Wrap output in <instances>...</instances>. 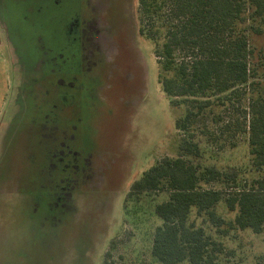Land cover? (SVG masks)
Returning <instances> with one entry per match:
<instances>
[{
    "label": "rangeland",
    "instance_id": "rangeland-1",
    "mask_svg": "<svg viewBox=\"0 0 264 264\" xmlns=\"http://www.w3.org/2000/svg\"><path fill=\"white\" fill-rule=\"evenodd\" d=\"M137 5L0 0V264H162L152 255L155 206L169 193L126 196L183 142L196 145L185 157L199 173L236 172L237 189L261 176L249 120L252 103H264V33L253 39V84L215 96L212 114L177 131L185 106L162 90ZM216 212L221 226L196 208L188 219L221 243L215 263L264 264V235L229 226L236 212L224 200Z\"/></svg>",
    "mask_w": 264,
    "mask_h": 264
},
{
    "label": "trees",
    "instance_id": "trees-1",
    "mask_svg": "<svg viewBox=\"0 0 264 264\" xmlns=\"http://www.w3.org/2000/svg\"><path fill=\"white\" fill-rule=\"evenodd\" d=\"M137 17L139 33L153 43L163 92L176 106H185L177 131L188 129L199 115L212 114L215 96L253 84V39L264 33V0H138ZM251 108L249 154L261 176L242 189L236 172L207 167L199 173L185 157L196 147L192 142H183L177 157L157 161L132 184L127 201L154 191L169 193L155 206L162 225L155 228L152 255L162 264H216L221 243L188 222L192 208L221 226L225 220L216 206L224 200L236 212L229 226L264 235V103L257 100ZM208 180L229 188L231 181L235 190L202 188Z\"/></svg>",
    "mask_w": 264,
    "mask_h": 264
},
{
    "label": "flooded vegetation",
    "instance_id": "flooded-vegetation-1",
    "mask_svg": "<svg viewBox=\"0 0 264 264\" xmlns=\"http://www.w3.org/2000/svg\"><path fill=\"white\" fill-rule=\"evenodd\" d=\"M61 92H62V96L65 95L64 94L65 92L63 90ZM61 154H63V152L62 153L56 152L55 154H53V158H56V157L60 156Z\"/></svg>",
    "mask_w": 264,
    "mask_h": 264
}]
</instances>
